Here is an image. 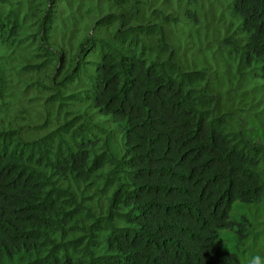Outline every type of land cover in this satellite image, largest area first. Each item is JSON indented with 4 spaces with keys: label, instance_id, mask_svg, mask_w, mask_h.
<instances>
[{
    "label": "trees",
    "instance_id": "1",
    "mask_svg": "<svg viewBox=\"0 0 264 264\" xmlns=\"http://www.w3.org/2000/svg\"><path fill=\"white\" fill-rule=\"evenodd\" d=\"M263 137L264 0H0V264H249Z\"/></svg>",
    "mask_w": 264,
    "mask_h": 264
},
{
    "label": "rangeland",
    "instance_id": "2",
    "mask_svg": "<svg viewBox=\"0 0 264 264\" xmlns=\"http://www.w3.org/2000/svg\"><path fill=\"white\" fill-rule=\"evenodd\" d=\"M158 15H154V17H157ZM169 22L166 21V19H162V18H157V20H153V22L150 24H156L157 26H155V29H159L158 26L160 25H164V24H168ZM165 26V25H164ZM166 27V26H165ZM169 27V26H167ZM33 111L34 113H37V112H42L41 109H42V106H40L41 104H44V101H39L38 103L37 102H34L33 103ZM37 105H39L40 107H37ZM39 113V114H40ZM261 143L264 145V137L262 138V141ZM258 232L261 234L256 240H257V245L255 246V250L257 252V256H260L262 259H264V223L263 224H259L258 225V228H257ZM261 242V243H259Z\"/></svg>",
    "mask_w": 264,
    "mask_h": 264
},
{
    "label": "clouds",
    "instance_id": "3",
    "mask_svg": "<svg viewBox=\"0 0 264 264\" xmlns=\"http://www.w3.org/2000/svg\"><path fill=\"white\" fill-rule=\"evenodd\" d=\"M249 264H264V259L260 256H254L250 259Z\"/></svg>",
    "mask_w": 264,
    "mask_h": 264
}]
</instances>
